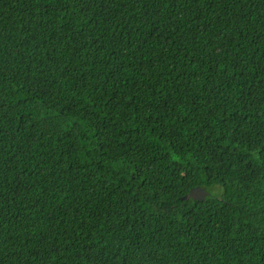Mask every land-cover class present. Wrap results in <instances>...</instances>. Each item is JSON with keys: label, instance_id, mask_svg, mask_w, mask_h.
<instances>
[{"label": "trees", "instance_id": "16d2710c", "mask_svg": "<svg viewBox=\"0 0 264 264\" xmlns=\"http://www.w3.org/2000/svg\"><path fill=\"white\" fill-rule=\"evenodd\" d=\"M0 264H264V0H0Z\"/></svg>", "mask_w": 264, "mask_h": 264}, {"label": "water", "instance_id": "95a60500", "mask_svg": "<svg viewBox=\"0 0 264 264\" xmlns=\"http://www.w3.org/2000/svg\"><path fill=\"white\" fill-rule=\"evenodd\" d=\"M206 190L201 187H194L190 189L189 193L183 196L182 200H189L192 199L193 201L196 200H204L206 198Z\"/></svg>", "mask_w": 264, "mask_h": 264}, {"label": "rangeland", "instance_id": "374dc122", "mask_svg": "<svg viewBox=\"0 0 264 264\" xmlns=\"http://www.w3.org/2000/svg\"><path fill=\"white\" fill-rule=\"evenodd\" d=\"M204 189V188H203Z\"/></svg>", "mask_w": 264, "mask_h": 264}]
</instances>
